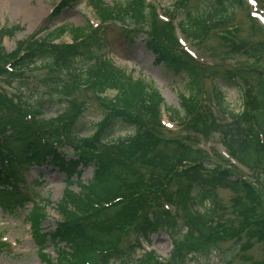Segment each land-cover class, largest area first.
I'll list each match as a JSON object with an SVG mask.
<instances>
[{"label": "trees", "instance_id": "obj_1", "mask_svg": "<svg viewBox=\"0 0 264 264\" xmlns=\"http://www.w3.org/2000/svg\"><path fill=\"white\" fill-rule=\"evenodd\" d=\"M68 1L63 0L59 6ZM147 1L112 0L111 5H103L96 0L91 5L102 23L134 26L137 31L138 26H150L144 32L145 46L154 65L183 81L181 110L166 106L151 84L106 59L102 26L64 25L40 43L29 41L21 54L10 56L7 65H0V81L13 93L7 96L0 90V186L12 185L10 179L21 178L32 165L55 167L66 178L62 199L56 206L61 221L53 230L38 234L43 214H35L34 209L30 212L38 258L43 264H186L188 255L210 252L227 237H234L243 251L254 241L264 252V72L235 69L219 78L224 87L239 91L242 104L238 112L230 108L217 84H213L209 99H203L202 83L211 71L182 53L171 22H160V27L153 30L157 18ZM171 1L174 11L184 14L177 21L179 32L197 40L207 37L212 27L230 24L240 4V0H201L187 8L186 0ZM59 6L50 15V23ZM170 16L173 22L175 15ZM20 30L18 26L0 29V64L9 56L2 51V38ZM65 32L80 42L58 48L48 43ZM262 51L264 47L257 44L250 54L259 57ZM40 68H61L69 86L59 76L47 75L35 78L36 88L44 90L43 95L39 91L20 93H28L31 76L27 73ZM72 86L86 88L108 103V114L96 125L85 124V108L68 95ZM107 92H114L112 98L103 96ZM51 104H63V109L49 121L43 114ZM162 109L168 120L180 123L184 131L220 135L226 153L249 173V178L232 165L204 161L199 151L177 139L164 138ZM79 129L92 132L79 137ZM115 129L130 132L116 138ZM6 130L10 133L5 134ZM52 145L69 147L72 157L58 154ZM185 163L190 165L183 166ZM151 167L160 173H149ZM85 170H91V178L82 181ZM72 185L77 191L70 190ZM217 189L232 193L229 202L240 225L227 233L221 225L219 208L223 206ZM152 201L158 213L152 211L148 217L149 213L142 211ZM26 202L25 197L12 191L0 205L14 208ZM163 229L170 234L173 246L164 261L154 252L145 251L140 242L150 244V234ZM127 233L131 240L120 247L118 238ZM47 242L54 246L55 258L45 253ZM254 264H264V259Z\"/></svg>", "mask_w": 264, "mask_h": 264}, {"label": "rangeland", "instance_id": "obj_2", "mask_svg": "<svg viewBox=\"0 0 264 264\" xmlns=\"http://www.w3.org/2000/svg\"><path fill=\"white\" fill-rule=\"evenodd\" d=\"M90 1L94 0H77L73 8L61 9L54 22L56 24L66 22L72 27H81L87 19H90L93 25H95L96 21L93 20L91 8L88 6ZM100 1L104 4L112 3V0ZM186 1L188 2L187 8L198 4V0ZM242 1L247 6L245 7L243 5V7L237 9L234 23L227 27H212L211 33L207 37L197 41L187 40L182 43L184 50L198 64L210 66L215 71L212 76L205 79L202 83L203 98L207 99L213 84H217L224 92L226 102L235 112L241 110L242 99L239 91L237 88L224 87L221 82L223 80L219 78L223 77L227 72L235 69L238 70L239 68H253L264 71V51H262L259 57H252L250 54L251 48L257 44H261L264 47V21L262 20L264 19V0ZM59 2L60 0H0V29L2 27L10 28L11 26L21 27V30L16 32L14 36H4L2 38V51L9 54V56L4 58V62L0 65L7 64L10 56H18L22 53L25 42L32 34L36 33L40 26L46 25L44 18L54 8V4H58ZM155 6L158 8V12L162 13L165 10L171 9L172 1L157 0ZM256 8L262 9V12L257 13L259 14L257 16L253 12ZM175 14H177L179 20L184 18V14L180 11L175 12ZM160 24L159 21H155L153 30L158 29ZM131 28H134V26H131ZM149 28L150 26L147 25L138 26L137 29L143 32L133 37L131 43H127L126 39L119 34L120 32L114 25H105L104 38L108 46L106 59L130 73L134 78H141L146 83L156 87L164 98L165 104L178 110L180 109L179 94L184 92L183 81L179 78H174L170 74H165L161 67L154 65L153 56L145 48L143 43L145 39L144 32H147ZM63 40L69 42L67 37H64ZM18 41L24 43L19 46L17 44ZM47 75L59 76L69 86V79L61 68H58L56 71L40 68L31 73H27L26 76H31L27 81L29 82L28 92L34 93L37 90L36 85L38 81L35 79L36 77L41 78ZM68 95L76 104L85 108L82 117L88 127L89 125L94 126L109 112L110 107L108 103L97 99L86 88L72 86ZM113 95L114 92H107L103 96L109 99ZM62 109L63 104L59 106L51 104L50 110H46L48 113L44 115L45 119L54 117L56 115L55 111L61 112ZM162 118L166 126V130L163 133L164 138L170 140L177 139L185 145L187 144L193 148H197L201 152L202 158H208V161L211 163L219 162V159L223 160L225 157L220 135L209 133L206 136H199L190 131H184V129L180 128L181 126L179 124L168 122L165 115ZM78 132L80 136H85L90 131L79 129ZM127 132H130V129L125 131L115 129L113 135L124 137V133ZM152 157L154 158L153 160L156 159L155 154ZM148 170L152 174L156 173L154 167ZM39 173L43 174L45 179L44 184L37 186L33 182L32 185L36 187L34 189L43 198L48 197L52 204L46 208H41L43 217L39 221L37 228L38 234L41 235L53 230L56 223L60 220L56 214L54 204L61 199L64 183L62 175L54 168L45 167L30 169L25 174L26 181L41 180L42 178L38 176ZM90 177L91 170H86L81 174V180L83 181L90 179ZM72 190H75V188L73 187ZM217 195L221 201V206H223V208H219L221 209L219 212H222L224 221L221 225L224 227L226 233L232 229L239 228L240 225L235 217L236 215L232 213L229 202L232 193L225 189H219ZM40 199L37 197L34 198L36 202H41ZM152 205L153 201L151 202ZM30 209L0 208V264H42L37 256L36 234H33L29 222L26 219L27 212ZM153 209L156 210L154 207L147 208L142 211V214H146ZM128 234H121L119 236L118 244L120 247L131 240V234L129 236ZM244 238L242 237V243L245 242ZM234 240V237H227L225 240L222 238L221 243H217L216 248H213L210 252L205 251L201 255H188L186 264H254L263 261L264 252L260 245L253 241L251 242V247L247 251H243L241 250V245H238ZM149 242L150 244L143 243L144 250H151L162 259H166L172 250L171 236L164 229L151 233ZM54 251V246L47 243V254L54 257Z\"/></svg>", "mask_w": 264, "mask_h": 264}]
</instances>
